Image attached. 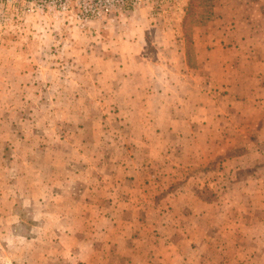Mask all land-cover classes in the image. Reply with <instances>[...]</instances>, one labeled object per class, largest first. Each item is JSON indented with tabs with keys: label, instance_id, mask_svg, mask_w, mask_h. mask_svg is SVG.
Returning <instances> with one entry per match:
<instances>
[{
	"label": "rangeland",
	"instance_id": "obj_1",
	"mask_svg": "<svg viewBox=\"0 0 264 264\" xmlns=\"http://www.w3.org/2000/svg\"><path fill=\"white\" fill-rule=\"evenodd\" d=\"M215 1L194 0L188 28ZM186 2L0 0V264H129L109 244L125 239L127 228L156 236L158 213L138 227L140 213L115 209L124 192L133 202L152 198L156 184L133 180V168L114 169L116 156L126 160L122 168L133 157L122 147L130 135L115 132L126 118L139 124L138 111L155 105L131 96L178 60L156 47L183 45ZM133 52L140 61L125 66ZM226 173L197 181L200 191L222 198ZM258 257L254 264H264Z\"/></svg>",
	"mask_w": 264,
	"mask_h": 264
},
{
	"label": "crops",
	"instance_id": "obj_2",
	"mask_svg": "<svg viewBox=\"0 0 264 264\" xmlns=\"http://www.w3.org/2000/svg\"><path fill=\"white\" fill-rule=\"evenodd\" d=\"M213 8L212 18L194 25L190 45L181 31L183 45L156 47L178 60L163 68L161 80L143 82L142 95L132 94L136 101L155 102L138 111L139 124L126 118L129 125L115 132L130 135L122 147L131 148V161L139 166L128 161L122 168L126 160L116 156L114 169L133 168L127 171L133 180L156 184L149 185L152 198L133 202L124 192L117 208L110 201L106 206L140 213L138 225L149 214L160 218L156 236L144 227L137 238L127 228L118 242L124 252L117 240L109 244L129 264H254L258 255L264 258V0H216ZM136 53H129L125 66L140 61ZM219 168L227 171L228 191L216 199L201 192L204 182L197 181ZM175 187L182 192L172 193Z\"/></svg>",
	"mask_w": 264,
	"mask_h": 264
},
{
	"label": "trees",
	"instance_id": "obj_3",
	"mask_svg": "<svg viewBox=\"0 0 264 264\" xmlns=\"http://www.w3.org/2000/svg\"><path fill=\"white\" fill-rule=\"evenodd\" d=\"M193 7H194V0H188V3L186 5V7H185L184 19H183V22H182L183 31H184V37L187 40V45L191 44L192 27L188 28V21L190 19L189 16L192 15L191 13L193 11ZM213 7H214V3L212 2L211 9L208 12L207 17L205 19L198 20V22H199L198 24L205 23L208 19L212 18V16L215 14Z\"/></svg>",
	"mask_w": 264,
	"mask_h": 264
}]
</instances>
